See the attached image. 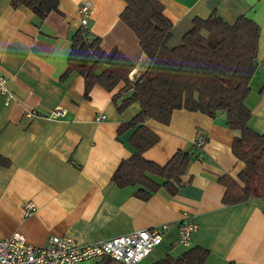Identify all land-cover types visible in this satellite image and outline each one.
I'll list each match as a JSON object with an SVG mask.
<instances>
[{
  "label": "crops",
  "instance_id": "1",
  "mask_svg": "<svg viewBox=\"0 0 264 264\" xmlns=\"http://www.w3.org/2000/svg\"><path fill=\"white\" fill-rule=\"evenodd\" d=\"M160 1L172 22L168 47L182 42L194 17L216 13L233 23L243 15L259 25L256 66L244 104L251 111L249 126L264 133V0ZM10 2L0 0V71L13 95L8 105L0 102V154L10 160L0 165V236L18 230L41 245L56 233L85 243L166 223L161 242L136 264L194 245L209 250L205 264H264V200L222 202L225 186L218 176L236 178L244 167L232 153L236 131L228 127L225 111L211 116L177 108L167 124L145 121L159 136L143 151L146 159L164 165L177 149L193 152L175 193L160 186L144 198L137 193L139 184L121 187L111 181L119 161L135 151L129 141L133 128L119 133L117 127L139 111V101L118 111L112 96L122 83L112 90L95 84L84 96L83 77L77 71L63 74L78 28L88 39L99 36L105 50L117 47L131 58L130 78L146 69L149 58L119 16L125 0H58L57 9L42 18ZM83 3L90 5L86 25L78 12ZM56 106L63 112L48 116ZM99 114L104 117L96 120ZM198 134L204 137L201 148L193 146ZM146 174L159 183L164 179ZM27 199L37 209L24 216ZM183 218L198 223L187 246L177 242ZM101 258L76 264H96Z\"/></svg>",
  "mask_w": 264,
  "mask_h": 264
},
{
  "label": "trees",
  "instance_id": "2",
  "mask_svg": "<svg viewBox=\"0 0 264 264\" xmlns=\"http://www.w3.org/2000/svg\"><path fill=\"white\" fill-rule=\"evenodd\" d=\"M125 2L119 16L135 32L149 58L146 69L130 78L129 73L135 66L131 58L117 47L105 50L99 36L88 39L85 30L78 28L71 37L63 74L77 71L83 77L84 96H88L95 84L112 90L122 83L112 96L118 111L139 101V111L117 127L119 133L133 128L129 141L135 151L119 161L111 181L121 187L139 184L137 193L144 198L160 186L175 193L193 152L177 149L164 165L146 159L143 151L159 136L145 121L152 118L167 124L177 108L211 116L223 110L228 127L236 131L231 141L232 153L244 162V167L236 178L229 173L218 176V181L225 186L222 202L235 204L254 197L264 200V133L249 126L251 111L244 104L256 66L259 25L243 15L233 23L216 13L206 18L194 17L182 42L168 47L172 22L163 13L162 2ZM10 3L13 7L25 6L40 18L58 6V0H11ZM9 164V158L0 154V165ZM146 172L163 177L162 183L151 179ZM208 254L207 248L194 245L177 255L167 253L150 264H205ZM96 264L125 263L105 256Z\"/></svg>",
  "mask_w": 264,
  "mask_h": 264
},
{
  "label": "built area",
  "instance_id": "3",
  "mask_svg": "<svg viewBox=\"0 0 264 264\" xmlns=\"http://www.w3.org/2000/svg\"><path fill=\"white\" fill-rule=\"evenodd\" d=\"M90 5L79 6L80 22L86 25ZM7 76L0 71V102L8 105L13 98L8 85ZM60 106L53 108L48 116L63 112ZM104 114L96 116V120ZM204 137L197 135L193 146L201 148ZM37 209L31 199L23 204L24 216ZM166 223L155 227H145L125 234H117L105 239L79 243L72 236L51 233L44 244L36 245L27 240L26 236L16 230L8 236H0V264H76L85 259L109 256L125 264L140 262L162 240V231ZM198 223L190 218H183L179 223L177 242L188 245L191 234L197 230Z\"/></svg>",
  "mask_w": 264,
  "mask_h": 264
},
{
  "label": "bare ground",
  "instance_id": "4",
  "mask_svg": "<svg viewBox=\"0 0 264 264\" xmlns=\"http://www.w3.org/2000/svg\"><path fill=\"white\" fill-rule=\"evenodd\" d=\"M33 212H34V211H33ZM33 212H32V213H33ZM32 213H31V214H32ZM29 215H30V214H29ZM27 216H28V215H27ZM189 243H190V241H189ZM188 245H189V244H188ZM186 246H187V245H186Z\"/></svg>",
  "mask_w": 264,
  "mask_h": 264
},
{
  "label": "rangeland",
  "instance_id": "5",
  "mask_svg": "<svg viewBox=\"0 0 264 264\" xmlns=\"http://www.w3.org/2000/svg\"><path fill=\"white\" fill-rule=\"evenodd\" d=\"M131 72V71H130ZM199 135H201V134H199Z\"/></svg>",
  "mask_w": 264,
  "mask_h": 264
}]
</instances>
